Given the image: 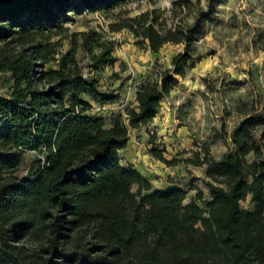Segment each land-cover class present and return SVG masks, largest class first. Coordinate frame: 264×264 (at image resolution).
Wrapping results in <instances>:
<instances>
[{"label": "trees", "instance_id": "1", "mask_svg": "<svg viewBox=\"0 0 264 264\" xmlns=\"http://www.w3.org/2000/svg\"><path fill=\"white\" fill-rule=\"evenodd\" d=\"M126 1L0 0L6 46H0V71L14 79L10 94L0 95V264H264V119L249 116L237 124L233 147L220 158H186L206 165L208 198L200 187L188 202L181 187L153 189L119 154L130 127L151 122L180 77L201 60L194 44L215 10L201 12L190 26L159 27L148 11L112 23L154 53L167 43L185 49L160 79L137 91L138 104L126 117L117 113L106 127L103 116L87 113L90 99L118 96L84 75L78 49L97 68L117 60L116 42L94 29L70 33L64 23ZM62 32L71 37L63 53L53 40ZM46 63L54 66L44 69ZM27 151L37 156L19 175ZM151 152L168 165L180 161L157 146ZM246 189L252 209L241 205ZM85 224L92 225L89 238L73 234Z\"/></svg>", "mask_w": 264, "mask_h": 264}, {"label": "rangeland", "instance_id": "2", "mask_svg": "<svg viewBox=\"0 0 264 264\" xmlns=\"http://www.w3.org/2000/svg\"><path fill=\"white\" fill-rule=\"evenodd\" d=\"M210 10L215 13L194 44L201 60L180 77L171 94L161 101V109L151 122L130 127L128 144L119 150L121 163L140 170L152 182L153 189H185V202L198 187L209 197L206 165L187 162L186 158L208 153L218 159L232 149L231 132L237 124L249 116L264 119V0H127L110 12L70 15L64 23L70 33L94 29L103 38L116 42L117 60L97 68L91 66L90 55L81 47L77 52L84 75L97 78L101 91L118 96L109 102L90 99L92 105L87 113L103 116L105 126L109 127L117 113L127 116V109L138 104L137 91L160 79L163 71L172 67V56L185 49L184 43H167L154 53L140 47L127 28L113 30L112 23L148 11L151 18L158 16L159 27L190 26L201 12L208 14ZM53 40H60L58 50L62 53L71 48V37L63 39V32ZM0 46L6 47L3 41ZM53 66L46 63L44 69ZM13 85L12 73L0 71V95L10 94ZM153 146L162 149L166 158L176 157L180 161L166 164L153 155ZM36 156L35 151L25 153L19 175L27 172ZM241 205L254 208L247 189ZM91 226L76 227L73 234L89 238Z\"/></svg>", "mask_w": 264, "mask_h": 264}]
</instances>
